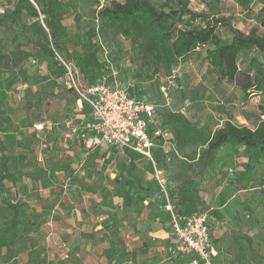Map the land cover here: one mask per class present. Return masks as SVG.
I'll return each mask as SVG.
<instances>
[{
  "label": "rangeland",
  "instance_id": "374dc122",
  "mask_svg": "<svg viewBox=\"0 0 264 264\" xmlns=\"http://www.w3.org/2000/svg\"><path fill=\"white\" fill-rule=\"evenodd\" d=\"M151 1L158 6L165 2L175 6L174 0ZM248 1L249 9L246 10L236 0H190L189 8L204 13L211 24L214 19H222L215 27L219 40L225 43L231 37L230 26L242 32L255 27L264 35V27L260 24L264 16L260 12L264 0ZM63 2L66 9L63 22L68 32L67 54L76 58L79 37L89 27H94L97 56L105 73L131 96L152 101L157 107V115L165 110L179 111L190 120L207 124L212 129L221 126L227 118L251 128L259 119H264V93L243 101L244 74L238 73L231 83L218 79L205 63L207 46L200 47L171 75H167L153 62H143L134 43L114 31L102 29L94 7L86 0ZM10 7L7 0H0V13ZM33 20L22 16L25 24ZM204 24L199 20L193 23L194 26ZM31 40L41 41V38L34 35ZM10 48L9 38L0 27V49L8 52ZM23 48L31 50L37 62H31L34 58L23 59L0 73V140L4 147V151H0V166L2 158L6 157L7 168L18 177L15 183L4 181L1 184L0 203L2 199L18 202L23 233L13 245L11 254L0 249V264H67L61 258L66 249L76 241L83 245L86 234L96 233L95 219H104L106 213L102 207L114 201L108 200L107 190L100 185L105 178L108 180L110 169L115 171L112 184L117 182L115 179L127 180L138 194L136 189L139 182L147 179L148 168L143 163L140 166L127 165L118 157L85 153L78 139L69 133V115L74 103L50 96V107L46 109L37 100L36 94L48 86L54 92L60 90L51 75L54 61L40 54L33 44ZM252 56L264 64V54L253 50L244 52L238 61L241 72L247 70ZM38 124L42 127L36 128ZM98 159H101V165L96 166ZM181 159L182 153L179 152L162 163L169 172ZM244 162L241 147H223L218 153L215 169L199 187L203 208L213 217L211 241L222 264H241L234 257V235L250 236L254 249L263 257L259 264H264V159L255 168L250 187L238 189L232 180L235 173L242 170ZM134 204L144 210L142 203L129 202L127 198L117 209L132 212ZM213 210L218 213H212ZM166 219L170 222L169 216Z\"/></svg>",
  "mask_w": 264,
  "mask_h": 264
},
{
  "label": "trees",
  "instance_id": "16d2710c",
  "mask_svg": "<svg viewBox=\"0 0 264 264\" xmlns=\"http://www.w3.org/2000/svg\"><path fill=\"white\" fill-rule=\"evenodd\" d=\"M7 1L11 7L0 13V27L5 30L11 48L8 52L0 49V73L20 60L36 59L31 50L23 48L27 44L36 46L43 56L51 57L54 61L50 69L51 75L60 90L54 92L48 86L46 90L36 94L37 100L46 109L50 107V96L61 99H71L74 96L69 89L54 81V78L63 74L62 68L54 59V50L73 60L88 83H93L100 75L107 74L97 56L98 46L94 40L97 31L94 27H89L79 37L78 56L73 58L67 54L68 32L63 22L66 12L63 0ZM86 1L94 7L95 16L102 29L114 31L134 43L140 59L143 62H153L165 74L171 75L192 53L207 46L204 60L209 71L218 79L231 83L238 73L244 74L245 83L241 86L243 101H247L249 96L264 93V64L252 56L248 60L247 70L241 72L238 66L239 58L244 52L253 50L264 54V35L255 27L242 32L230 26L231 37L229 41L222 43L215 27L222 19H214L213 24L209 23L208 16L189 8L190 0H174L175 6H169L167 2L158 6L151 0H102V4L100 0ZM236 1L242 9H249L248 0ZM260 12L264 13V4ZM39 14L43 15V24L38 20ZM23 15L35 20L25 24L22 22ZM196 20L205 24L194 26ZM260 24L264 27V16ZM34 35L40 36L41 41L32 42L31 36ZM159 118L171 132L170 139L174 150L170 155L182 153V159L168 172L171 199L179 214L206 211L199 195L200 183L215 169L218 153L225 146L234 149L241 147L242 156L245 158L243 168L235 173L232 184L238 189L250 187L255 168L264 159V119H259L251 128L227 118L221 126L212 129L207 124L190 120L179 111L165 110L160 112ZM0 151H4L1 140ZM157 158L160 163L165 160V156L160 153ZM17 179V174L7 168V158L3 157L0 186L4 181L15 183ZM212 213L218 212L213 210ZM20 214L18 202L1 200L0 249L4 248L8 254L13 252V245L23 237ZM232 246L234 257L241 264H259L260 259H263L254 249L250 236L234 235Z\"/></svg>",
  "mask_w": 264,
  "mask_h": 264
},
{
  "label": "built area",
  "instance_id": "2783aa9c",
  "mask_svg": "<svg viewBox=\"0 0 264 264\" xmlns=\"http://www.w3.org/2000/svg\"><path fill=\"white\" fill-rule=\"evenodd\" d=\"M42 22L43 15L39 14ZM54 59L63 74L54 81L69 89L91 114L88 127L93 130L88 147L101 146L131 151L144 158L150 166L151 178L161 209L168 213L172 232L169 252L184 257V264H216L217 250L212 243L211 222L207 211L179 214L173 205L168 172L157 154L168 161L174 150L170 130L157 115L156 105L137 99L124 88L113 83L109 74L100 75L93 83L86 82L73 60L54 50ZM35 64L37 61L32 59ZM42 127L41 124L36 128ZM232 173V169H229Z\"/></svg>",
  "mask_w": 264,
  "mask_h": 264
},
{
  "label": "crops",
  "instance_id": "0c3cea01",
  "mask_svg": "<svg viewBox=\"0 0 264 264\" xmlns=\"http://www.w3.org/2000/svg\"><path fill=\"white\" fill-rule=\"evenodd\" d=\"M67 100L74 103L73 108L70 109L69 124L71 127H69V133L78 139L85 153L91 152L92 155L98 153L105 158L118 157L123 159L127 165L135 166L136 164V166H140L143 163L147 166L148 171L147 179L139 182L140 184L136 189L137 194L133 191L132 184L127 180L115 179L117 182L112 184L114 182L112 179L113 172L115 171L113 168L110 169L111 172L109 173L111 174L107 175L108 180L105 176V179L100 183L101 188L107 190L106 197L108 200H114L110 204L105 203V206L102 207L106 217L102 220L95 219L97 232L89 233V236L84 234L85 242L83 245L76 241L75 244L66 249L61 257L63 262L67 264H184V257L176 256L168 250L172 240L170 222H167L166 219L169 215L161 209V200L151 178V169L147 161L127 150L101 146L88 147L89 137L94 133L88 127L92 120L90 111L74 96ZM99 160L101 159H98L96 166L100 164ZM122 182L126 183L122 185ZM126 198L129 202L138 201L142 203L144 210L135 204L134 208L131 209L132 212L117 209ZM141 198L142 200H140ZM112 212L114 214H111ZM166 213L167 215H165ZM53 253V255L56 254V252ZM218 259L219 253L217 251L215 263L222 264Z\"/></svg>",
  "mask_w": 264,
  "mask_h": 264
}]
</instances>
